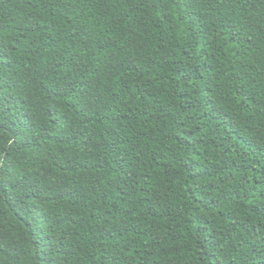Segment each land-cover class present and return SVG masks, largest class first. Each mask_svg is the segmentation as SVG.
<instances>
[{"label": "trees", "instance_id": "trees-1", "mask_svg": "<svg viewBox=\"0 0 264 264\" xmlns=\"http://www.w3.org/2000/svg\"><path fill=\"white\" fill-rule=\"evenodd\" d=\"M0 264H264V0H0Z\"/></svg>", "mask_w": 264, "mask_h": 264}]
</instances>
